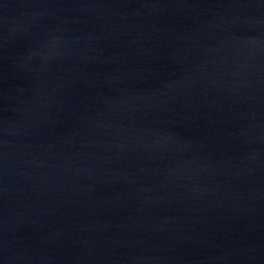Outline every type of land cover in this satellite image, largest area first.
I'll list each match as a JSON object with an SVG mask.
<instances>
[{"label": "water", "instance_id": "1", "mask_svg": "<svg viewBox=\"0 0 264 264\" xmlns=\"http://www.w3.org/2000/svg\"><path fill=\"white\" fill-rule=\"evenodd\" d=\"M0 264H264V0H0Z\"/></svg>", "mask_w": 264, "mask_h": 264}]
</instances>
